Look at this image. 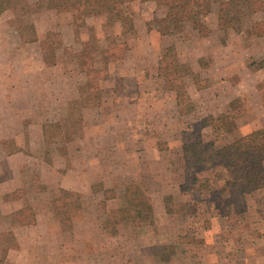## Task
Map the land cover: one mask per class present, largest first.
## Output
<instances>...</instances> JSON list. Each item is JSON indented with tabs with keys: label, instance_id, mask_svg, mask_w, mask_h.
I'll return each instance as SVG.
<instances>
[{
	"label": "rangeland",
	"instance_id": "374dc122",
	"mask_svg": "<svg viewBox=\"0 0 264 264\" xmlns=\"http://www.w3.org/2000/svg\"><path fill=\"white\" fill-rule=\"evenodd\" d=\"M147 2L126 6L135 22L123 27L105 14L86 12L75 19L73 7L86 9L90 0L58 6L49 0L13 6L0 0V179L12 176L4 162L9 154L23 151L35 160L15 176L21 188L0 197V264H26L23 257L13 260L20 255L15 234L24 235L21 228L37 219L55 223L49 231L56 239L55 250L45 249L48 260L30 264H62L66 257L76 258L73 264H89L80 257L95 251L112 258L92 264L264 263V192H251L244 205L232 206L225 171L205 169L192 183L185 176L183 157L185 143L219 148L250 131L264 130V83L261 95L248 90L258 83L252 63L264 58V39L251 28L264 14L250 13L246 1H240L238 20L221 30L218 6L200 2L195 23L178 35L162 37L156 32L164 8L154 5L152 10ZM113 40L124 48L122 59L115 62L107 53ZM172 45L184 66L182 115L171 105L175 84L159 65L160 52ZM29 47L40 48L42 54ZM3 71L14 79L2 80ZM90 76L99 83L100 95H88ZM237 80L243 94L231 95L230 84ZM195 88L212 89L197 96ZM98 105L102 114L87 110ZM220 114L231 116L226 133L202 126L205 117ZM40 123L41 146V132L33 126ZM14 134L27 145L16 146L10 138ZM56 157L67 166L75 163L78 178H84L82 187L100 183L115 189L116 198L103 204L104 196L97 192L83 196L54 191L42 182V176H52L42 163L54 169ZM97 159L99 164L83 169V162ZM78 178L69 181L70 187L79 184ZM131 183L149 192V225L135 227L121 219L125 187ZM12 200H20L15 209L6 203ZM180 235L190 242H180ZM23 247L34 254L43 250L36 244ZM248 254L250 259H242Z\"/></svg>",
	"mask_w": 264,
	"mask_h": 264
},
{
	"label": "trees",
	"instance_id": "16d2710c",
	"mask_svg": "<svg viewBox=\"0 0 264 264\" xmlns=\"http://www.w3.org/2000/svg\"><path fill=\"white\" fill-rule=\"evenodd\" d=\"M8 5L21 4L25 0H4ZM72 0H49L53 6L61 5ZM137 0H90L91 5L86 9H79L75 16L86 13L89 15L105 14L112 22L120 23L123 27L134 22L128 16L126 6ZM155 2L166 11L161 19L159 31L163 36H175L191 23L198 19V5L200 2H209L218 6L219 27L227 30L231 23L239 18L241 12L240 1H246L248 11L252 14H264V0H148ZM80 12V13H79ZM86 15V14H85ZM251 33L259 38H264V19L255 22ZM120 50V51H119ZM124 51L122 45L113 40L110 43L112 60L122 59ZM256 64L257 68H264V59ZM159 65L165 71V78L174 82L178 107L182 112L181 98L185 91L184 66L179 61L177 49L174 45L164 48L159 54ZM90 93L88 95H100L99 83L94 77L88 80ZM204 128H211L218 135L226 133L231 124L229 114H220L217 117L209 115L202 121ZM183 157L185 161V176L191 182L199 181L198 175L208 168H222L226 177L224 186L228 193V201L232 206H240L246 203V196L264 189V131L256 130L235 138L232 142L213 148L200 142H189L183 146ZM189 170V172H187ZM189 188V187H188ZM94 192H103L104 203L115 199L117 194L113 188H104L102 184L92 186ZM64 192V191H63ZM149 192L138 184H128L125 187V204L120 208L121 219L131 222L135 227H143L152 223L153 217L151 207L148 204ZM180 242H190L185 236L180 235Z\"/></svg>",
	"mask_w": 264,
	"mask_h": 264
},
{
	"label": "crops",
	"instance_id": "0c3cea01",
	"mask_svg": "<svg viewBox=\"0 0 264 264\" xmlns=\"http://www.w3.org/2000/svg\"><path fill=\"white\" fill-rule=\"evenodd\" d=\"M76 0H74V2H75ZM137 1H140V0H137ZM137 1H134V2H132V3H135V2H137ZM148 1V0H147ZM152 2V1H151ZM151 2L150 1H148L146 4H151ZM154 3V4H153ZM74 4V3H73ZM154 5H156L157 6V4L155 3V2H152V10H153V6ZM80 9V7H73V16L75 17V19L77 18L76 16H75V14H76V11H78ZM81 10V9H80ZM164 11H165V9H164ZM80 13V12H79ZM130 15V14H129ZM166 15V11L164 12V14H163V16H162V18L164 17ZM131 16V15H130ZM78 18H79V16H78ZM161 18V19H162ZM133 22H135V20L133 19ZM117 25H119V26H122L120 23H118ZM75 27V29H76V25L74 26ZM133 27H134V25H133ZM77 31H78V28L76 29V32H74V34L75 33H77ZM156 34H158V35H160V36H162V37H169V36H163V35H161V33H160V31H157L156 32ZM76 35V34H75ZM259 39H264V38H259ZM28 50V49H27ZM108 50H110V48H108ZM29 51L31 52V51H33L34 53H38V52H41L42 50L40 49V48H37V47H29ZM41 54H42V52H41ZM264 58H260V60L259 61H256V63H258V62H260L261 60H263ZM256 60H258V59H256ZM113 62H115L114 60H112ZM119 61V60H118ZM197 65H199L198 67H199V71H200V74L201 75H203V72H202V70H204V69H202V67H201V65L198 63ZM21 66V65H20ZM3 68H6V66H2ZM1 67V68H2ZM23 68H25V71H26V69H27V65L25 66V65H23L22 66ZM196 70H197V68H196ZM250 72H251V68L250 69H248ZM253 71H255V75H254V80H257L258 81V83L256 84V85H253V87L252 88H248V90H251V91H258V94L259 95H261V93H262V89H261V83H264V68H257V70L255 69V70H253ZM23 73V70H22V68H21V70H20V72L19 73ZM3 75L4 76H2V80H7V81H12L13 79H14V76L13 77H11V73L10 72H7V71H3ZM205 75V74H204ZM203 75V76H204ZM92 77V76H91ZM138 77V76H137ZM206 77V76H205ZM90 79V77H88V80ZM183 79H184V76H183ZM259 79L261 80V81H259ZM88 80H87V83H88ZM139 80H141V79H139ZM140 81H138V83H139ZM223 83V82H222ZM18 84H20L21 85V83H18ZM209 84V83H208ZM230 84V83H229ZM222 85V84H221ZM230 86H231V95H242L243 93H240L239 92V90H238V88H241L242 89V87H241V82L239 81V80H237V82H235V84H233V85H231L230 84ZM21 88L19 87V89L18 90H20ZM208 89H212V88H207V89H205V90H198V89H196L195 88V92L197 93V96L198 95H202L203 93H204V91H207ZM17 90V91H18ZM13 92H15V91H9V93L11 94V93H13ZM210 95H213V97H214V93L213 94H211L210 93ZM225 95H228L227 93L225 94ZM262 95H264V92L262 93ZM6 99V98H5ZM104 99V98H103ZM170 100H172V103H171V105L173 106V108H175V110L177 111V113L179 114V115H182V113H181V110H180V108L178 107V102H177V95H176V98L174 97V98H170ZM175 101V102H174ZM175 104V105H174ZM89 112L90 111H96V112H98V114L99 113H101V111H103V107L102 106H100V105H98L97 107H94V108H88L87 109ZM87 111L84 109V114L86 113ZM215 113V112H214ZM102 114V113H101ZM104 123H102V125H103ZM33 125V124H32ZM36 129H38V130H40V132H41V138H40V140L38 141L39 143H38V145L39 146H41L42 145V143H44V136H43V131H44V129H43V123H40V124H34L33 125ZM30 128L32 127L31 125L29 126ZM253 131H256V130H253ZM253 131H250L249 133H251V132H253ZM264 131V130H263ZM249 133H247V134H249ZM245 135V134H244ZM96 137H101V135L99 134V135H96ZM10 138H13L14 139V143L16 144V146H18V147H23L24 146V144L25 145H27V143H24L23 141H22V138H21V136H19V135H17V134H14L12 137H10ZM12 140V139H11ZM27 142V141H26ZM42 142V143H41ZM2 143H3V141H2ZM28 143H29V147H33V143H32V140L31 139H28ZM38 161H40V160H38ZM4 162H5V164H6V166L8 167V168H10L9 170V172H10V174L12 175V176H10V177H8V178H3V179H0L1 181H0V197H4V196H7L8 194H10V193H12V192H16V191H18L21 187V185H20V183L19 182H17V180H14L15 179V176L18 174V175H20L21 174V170L23 169V167H24V165L25 164H30L31 162H35V160L33 159V157H32V155H29V154H25L23 151H18V152H16V154H9L8 156H6L5 157V160H4ZM99 164L100 163V161H99V159H97V160H94V161H90V162H88V163H85V162H83L82 163V165H83V169L85 170L86 169V166H88L89 164L90 165H94V164ZM47 164L44 162V163H42V168H43V170L45 171V170H47L48 171V173H50L52 176H51V178L49 179L48 177H43L42 176V178H43V183H45V184H48V183H50L51 184V188L53 189L54 188V191H56L57 193H59L60 191H64V192H78L79 194H82L83 196H85L86 194H88V193H94V191L92 190V186L94 185H90V186H88V187H82V184L80 183V182H84L83 180H84V178H83V180H80L79 178H78V175H79V171H78V169L75 167V163H73V165L72 166H70V165H68L67 166V163H66V160H61V159H59L58 157H56L55 159H54V163H53V167H54V169L52 168V165H50L49 166V168H51V169H53V172L51 173V171H49L50 169L48 168V167H45ZM48 166V165H47ZM83 170V171H84ZM17 178H19V177H17ZM72 178H78V181H79V184L78 185H76V186H72V187H70V185L68 184L69 183V181L72 179ZM8 181V182H7ZM4 186V187H3ZM104 188L106 189H108V188H110V187H106V186H104ZM59 191V192H58ZM258 192H264V189H261V190H258ZM97 193H100V194H103V192H97ZM103 196H104V194H103ZM6 201V200H5ZM17 201H20V200H12V201H9V202H6L7 204H11L12 206H14V209L16 208L15 206V204H16V202ZM264 206V205H263ZM4 209V206H0V209ZM14 209H12L11 207H10V210H14ZM10 210L8 211V213H10ZM50 223H53V224H55L54 222H53V220H52V222H50ZM50 223L49 222H42V221H40L39 219H37L34 223H32V224H25L24 225V227H22L21 229H24L23 230V233H24V235H18V234H15V237H16V239H17V243L19 244V248L18 249H16L15 251H17L20 255L18 256V257H16L15 258V256L13 257V260L15 259H20V257H23V259H24V262L26 263V264H30V261H32V260H34V262L35 263H38V262H42V261H45V260H48V258H49V256H48V258H46V256H44L43 255V251L46 249V250H49V249H51V248H53L52 247V245H53V240H56V239H54V237H51L50 236V234H49V231L51 230V228L50 227H52L51 225H50ZM89 242L90 241H86V240H83V241H80V243H82L84 246H86L87 244L89 245ZM78 243V242H77ZM28 244H36L37 245V247H38V249L39 248H42L43 250L42 251H38V252H36L35 254L34 253H32V252H30V250L29 249H27L26 247H23L24 245H28ZM79 244V243H78ZM40 250V249H39ZM53 250H55L54 248H53ZM44 252H47V251H44ZM56 252L54 251L53 253H51V255H53V254H55ZM22 254V255H21ZM47 254H50V253H47ZM59 254V253H58ZM240 254V253H239ZM110 255V254H109ZM250 254H248V255H243V258L242 259H250ZM51 258V257H50ZM80 258H82V259H88V263L89 264H92V261H94V262H98L99 260H101V259H103V258H112V256L110 255V256H108V253H104V252H101V251H95V253L94 254H90V255H84L83 257H80ZM79 257H78V259H80ZM116 258V257H115ZM57 259V258H56ZM51 260L53 261V260H55V258H51ZM50 260V261H51ZM58 260V259H57ZM75 260H76V258H74V257H66V259H65V262L64 263H62V264H73L74 262H75ZM261 260H263V257L261 258ZM70 261V262H69ZM54 262V261H53ZM259 264H264L262 261H259Z\"/></svg>",
	"mask_w": 264,
	"mask_h": 264
}]
</instances>
